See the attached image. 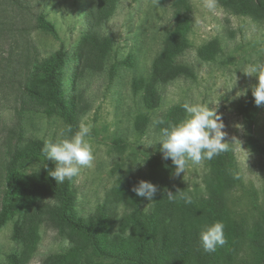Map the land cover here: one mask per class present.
Here are the masks:
<instances>
[{
	"label": "rangeland",
	"instance_id": "rangeland-1",
	"mask_svg": "<svg viewBox=\"0 0 264 264\" xmlns=\"http://www.w3.org/2000/svg\"><path fill=\"white\" fill-rule=\"evenodd\" d=\"M216 2L209 11L204 0H0V210L14 150L85 124L94 161L71 181L72 213L98 225L106 248L130 250L138 236L131 216L143 219L162 207L174 225L185 224L192 264L207 253L195 234L217 221L227 243L216 248L215 264H241L251 249L263 248L264 106L254 125L243 107L258 83L244 72L264 63V12L250 1ZM40 14L54 34L37 28ZM58 51L66 55L59 78L69 124L44 113L28 93L43 91L33 68ZM186 103L217 108L228 148L190 164L183 179L158 144L145 146L185 118ZM228 171L237 173L235 183ZM141 180L157 186L153 201L132 191ZM54 206L52 197H37L0 226V264L11 254L19 264H113L58 223ZM155 234L158 246L160 226Z\"/></svg>",
	"mask_w": 264,
	"mask_h": 264
},
{
	"label": "trees",
	"instance_id": "trees-1",
	"mask_svg": "<svg viewBox=\"0 0 264 264\" xmlns=\"http://www.w3.org/2000/svg\"><path fill=\"white\" fill-rule=\"evenodd\" d=\"M235 2L250 1L264 12V0H233ZM37 28L55 33L52 23L40 14L36 20ZM65 53L58 51L54 57L43 64H36L33 68V77L43 86V91L36 92L29 89V96L40 107H44L47 115L56 114L68 124L71 122V112L60 85V72L64 68ZM159 76V75H158ZM169 77V76H168ZM159 78L166 82L169 78ZM151 95V90L149 91ZM149 101H151L149 99ZM263 106L257 107L252 102L243 107V113L252 125L258 122V117ZM43 142L37 139L28 141V146L18 147L14 150L10 161L6 166V189L0 210V226L15 213H21L33 199L48 195L55 200L54 217L58 223L79 233L90 244L94 256L99 260L113 264H192L190 260L189 240L187 239L186 226L178 222L174 225L173 216L166 207L159 209L157 213L145 214L143 219L131 216V223L138 227V236L130 250L123 248L108 249L102 244L97 230L98 225L92 220L76 218L72 213L73 198L70 190L72 180L56 184L55 180L48 175L55 167L51 160H45L42 153ZM227 161V159H226ZM230 165L229 162H227ZM36 166L31 174L26 169ZM229 180L235 183L238 180L236 172L227 173ZM160 226L161 236L157 246L155 229ZM177 228L175 229V227ZM18 224L15 226V234H18ZM176 230L177 235L172 237ZM17 237V236H16ZM15 237V238H16ZM193 242L200 245V237L195 234ZM218 251L203 254L195 264H215ZM232 258V249H228L227 259ZM9 264H19L15 254L8 256ZM241 264H264V247L251 249V255L244 258Z\"/></svg>",
	"mask_w": 264,
	"mask_h": 264
},
{
	"label": "clouds",
	"instance_id": "clouds-1",
	"mask_svg": "<svg viewBox=\"0 0 264 264\" xmlns=\"http://www.w3.org/2000/svg\"><path fill=\"white\" fill-rule=\"evenodd\" d=\"M205 8L215 11L216 0H204ZM248 76H256L258 83L252 88L254 103L257 107L264 106V63H257L244 72ZM244 94L243 92H240ZM240 94V95H241ZM185 118L179 123L162 127L154 140L145 147L159 145V151L165 160L171 159L175 166L173 175L184 176L189 165H201L204 161L212 160L228 148L224 142L225 125L217 108L208 105H183ZM162 123V121H157ZM71 126L66 130L71 133ZM91 127L81 124L79 129L68 136L65 132L53 139H46L43 143L42 153L45 160L54 162L55 167L48 170V175L56 184L64 183L76 177L82 168L91 167L94 161L92 145L89 142ZM157 186L149 181L141 180L133 186L132 191L138 197L153 201L157 193ZM172 192H169L171 198ZM191 203V200H187ZM200 243L205 252H214L218 246L227 243L224 235V224L214 222L204 225L200 231Z\"/></svg>",
	"mask_w": 264,
	"mask_h": 264
}]
</instances>
